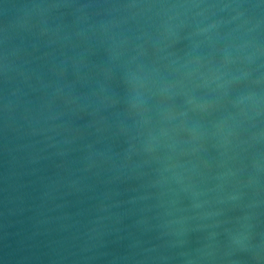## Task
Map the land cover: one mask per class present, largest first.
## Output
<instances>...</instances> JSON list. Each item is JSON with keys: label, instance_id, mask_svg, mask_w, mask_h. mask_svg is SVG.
<instances>
[{"label": "water", "instance_id": "95a60500", "mask_svg": "<svg viewBox=\"0 0 264 264\" xmlns=\"http://www.w3.org/2000/svg\"><path fill=\"white\" fill-rule=\"evenodd\" d=\"M0 264H264V0H0Z\"/></svg>", "mask_w": 264, "mask_h": 264}]
</instances>
